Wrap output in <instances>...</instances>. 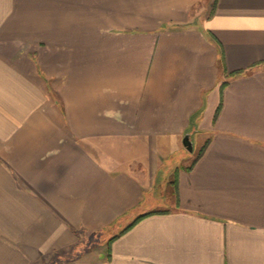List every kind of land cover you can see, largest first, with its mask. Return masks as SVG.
Masks as SVG:
<instances>
[{"label": "crops", "instance_id": "1", "mask_svg": "<svg viewBox=\"0 0 264 264\" xmlns=\"http://www.w3.org/2000/svg\"><path fill=\"white\" fill-rule=\"evenodd\" d=\"M0 264H264V0H0Z\"/></svg>", "mask_w": 264, "mask_h": 264}, {"label": "water", "instance_id": "2", "mask_svg": "<svg viewBox=\"0 0 264 264\" xmlns=\"http://www.w3.org/2000/svg\"><path fill=\"white\" fill-rule=\"evenodd\" d=\"M183 144L189 151H193V141L190 137V134L187 133L184 135Z\"/></svg>", "mask_w": 264, "mask_h": 264}, {"label": "trees", "instance_id": "3", "mask_svg": "<svg viewBox=\"0 0 264 264\" xmlns=\"http://www.w3.org/2000/svg\"><path fill=\"white\" fill-rule=\"evenodd\" d=\"M206 144H207V143L205 142V143L202 145V147L200 148V151H199V153L197 154V156L195 157L194 161L200 156V154L202 153V151H203L204 148L206 147ZM140 217H141V215H140L139 217H137V219H135V221H137ZM135 221H134V222H135ZM134 222H133V223H134ZM133 223H132V224H133ZM132 224H130L129 226H131ZM129 226H127V227H129ZM125 229H126V228H125Z\"/></svg>", "mask_w": 264, "mask_h": 264}, {"label": "rangeland", "instance_id": "4", "mask_svg": "<svg viewBox=\"0 0 264 264\" xmlns=\"http://www.w3.org/2000/svg\"><path fill=\"white\" fill-rule=\"evenodd\" d=\"M193 147H195V148H197V145L196 146H194V144H193ZM200 151V150H199ZM199 153V152H198ZM173 181H174V178H173Z\"/></svg>", "mask_w": 264, "mask_h": 264}]
</instances>
